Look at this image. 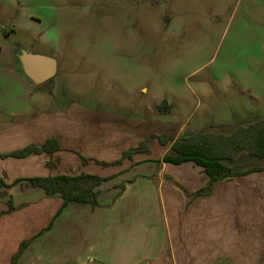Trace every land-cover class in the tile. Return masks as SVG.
I'll use <instances>...</instances> for the list:
<instances>
[{
  "label": "rangeland",
  "instance_id": "obj_1",
  "mask_svg": "<svg viewBox=\"0 0 264 264\" xmlns=\"http://www.w3.org/2000/svg\"><path fill=\"white\" fill-rule=\"evenodd\" d=\"M38 1L43 23L34 29L57 40L58 61L55 78L37 87L54 119L39 122L48 128L58 114L61 123L75 120L76 134L61 125L62 151L0 162L7 182L96 166L158 167L171 145L158 137L231 134L264 118V0H55L57 9L54 0ZM2 25L0 44L39 50L28 32ZM142 143L147 153L123 159ZM254 166L264 160L235 165Z\"/></svg>",
  "mask_w": 264,
  "mask_h": 264
},
{
  "label": "crops",
  "instance_id": "obj_2",
  "mask_svg": "<svg viewBox=\"0 0 264 264\" xmlns=\"http://www.w3.org/2000/svg\"><path fill=\"white\" fill-rule=\"evenodd\" d=\"M40 3L0 0V27L10 21L14 34L28 32L40 45L35 51L0 44V155L50 138L61 145V125L66 124L70 137L76 134L75 120L61 123L58 114L48 128L39 122L53 118V106L37 90L43 84L34 86L25 78L18 59L21 50L56 56L57 40L49 44L47 36L34 29V24L43 23ZM49 6L58 8L55 0ZM46 130L52 133L45 135ZM134 156L125 160L133 161ZM155 165L85 168L80 173L106 179L98 188L99 206L71 203L58 217L63 203L59 196L48 197L26 183L0 188L5 194L0 197V264H12L20 245L31 239L18 264H264L263 171L227 179L210 197L188 204L173 182L197 192L208 184L203 168L194 163ZM4 171L0 168V176ZM10 200L13 212L8 211Z\"/></svg>",
  "mask_w": 264,
  "mask_h": 264
},
{
  "label": "trees",
  "instance_id": "obj_3",
  "mask_svg": "<svg viewBox=\"0 0 264 264\" xmlns=\"http://www.w3.org/2000/svg\"><path fill=\"white\" fill-rule=\"evenodd\" d=\"M52 81V80H50ZM49 81V82H50ZM166 106V101L163 105ZM162 145L171 144V149L164 157L157 161L172 165H182L184 163H194L203 168L208 177L207 186L191 193L180 184L173 182L179 187L189 199V203L210 197L215 187L230 178L242 177L247 174L263 171L264 167H251L239 170L235 165L240 158H250L264 160V118L248 125L238 126L231 134L213 133L200 131L187 138H173L169 136L158 137ZM58 151H62L59 141L50 138L43 144H31L23 149L1 154L0 160L26 159L30 156L47 155L52 157ZM146 143H142L138 148L131 149L123 154V159H131L135 154L147 153ZM106 179L88 173L68 174L59 173L43 177L18 178L8 184L4 176H0V188L10 189L18 184L26 183L33 189H41L48 197L59 196L62 206L57 213V217L71 203L90 205L93 208L99 206L98 188ZM173 181V180H172ZM5 194H0V197ZM9 212L15 209L12 200L8 201ZM2 215V214H1ZM52 227V224L48 229ZM33 239L24 241L18 252L12 258V264H18V260Z\"/></svg>",
  "mask_w": 264,
  "mask_h": 264
},
{
  "label": "water",
  "instance_id": "obj_4",
  "mask_svg": "<svg viewBox=\"0 0 264 264\" xmlns=\"http://www.w3.org/2000/svg\"><path fill=\"white\" fill-rule=\"evenodd\" d=\"M18 59L25 78L34 86L44 84L57 75L58 61L53 56L31 54L21 50Z\"/></svg>",
  "mask_w": 264,
  "mask_h": 264
},
{
  "label": "built area",
  "instance_id": "obj_5",
  "mask_svg": "<svg viewBox=\"0 0 264 264\" xmlns=\"http://www.w3.org/2000/svg\"><path fill=\"white\" fill-rule=\"evenodd\" d=\"M4 30H5V28H3V27H0V32H1V31H4Z\"/></svg>",
  "mask_w": 264,
  "mask_h": 264
}]
</instances>
